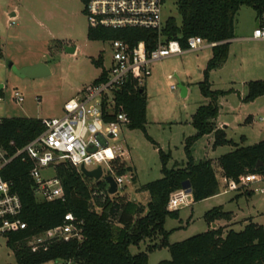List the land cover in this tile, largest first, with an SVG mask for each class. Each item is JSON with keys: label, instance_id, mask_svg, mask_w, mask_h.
<instances>
[{"label": "rangeland", "instance_id": "374dc122", "mask_svg": "<svg viewBox=\"0 0 264 264\" xmlns=\"http://www.w3.org/2000/svg\"><path fill=\"white\" fill-rule=\"evenodd\" d=\"M177 0H165L164 17L181 22ZM84 0H0V119L29 118L52 119L64 115V105L82 96L95 85L103 70L111 67V42L88 39L89 23ZM16 14V17H11ZM263 28L256 11L242 7L236 17L237 37H248L255 29ZM75 50L71 53V50ZM213 57L212 48L187 52L152 65V74L141 88L147 95V135L123 127L120 139L111 141L124 151L123 159L132 167L137 181L119 191L130 199L146 205L150 199L144 189L149 183L161 180L162 161L159 151L170 155L168 169L187 165V139L196 135L193 117L199 108L208 106L211 99L201 92L208 63ZM102 63V66L97 65ZM44 64L50 75L39 78H22L14 68L23 69ZM264 81V41H236L230 44L227 61L208 75L210 90L224 92L219 96L217 127L225 130L227 139L234 145L214 149V135L199 139L191 148L196 163L211 161L220 184V195L194 202L182 208L177 217H168L165 229L173 232L170 244L183 242L213 229L204 216L222 206L231 213L230 220L217 221L224 235L230 230H244L247 221L264 227V195L256 190L247 192L225 191L223 172L218 167L220 157L233 152L237 146L250 147L264 141V96L246 102L248 84ZM181 87L187 89L182 97ZM24 99L18 103L15 94ZM92 169V167H89ZM107 173V171H106ZM44 177H54L55 171L42 172ZM103 181V180H102ZM107 185V184H106ZM239 197V198H238ZM8 238H0V264H18L14 251L7 245ZM161 237L131 246L132 255L147 251L149 245H160ZM171 259L168 249L149 253L148 264H159ZM48 264H72L64 261Z\"/></svg>", "mask_w": 264, "mask_h": 264}, {"label": "trees", "instance_id": "16d2710c", "mask_svg": "<svg viewBox=\"0 0 264 264\" xmlns=\"http://www.w3.org/2000/svg\"><path fill=\"white\" fill-rule=\"evenodd\" d=\"M84 1L87 3L89 0ZM176 5L181 22L178 23L174 18L167 20L163 31L165 43L177 41L186 50L189 38L201 37L207 44H217L212 48L213 57L208 63L205 82L201 84L202 94L210 98L211 103L199 108L193 117L197 133L186 141L185 150L189 158L187 165L168 169L170 155L160 150L163 178L146 185L144 189L150 199L143 205L128 195L120 196L119 192L110 195L104 181L86 178L69 163H62L56 167V174L62 181L66 201L39 202L30 177L33 163L23 161V157L16 158L1 174L21 198L22 219L29 227L26 231L8 237L7 245L14 251L18 264H48L57 261L72 264H148L149 253L163 248L169 250L171 259L159 264H264V227L251 219L240 232L230 230L224 235L222 228L211 229L175 244L169 242L173 232L165 229L167 218L179 214V211H168L170 196L181 190L185 181L189 180L192 184L195 203L220 195V184L213 163L210 160L196 163L191 148L199 139L212 134L214 149L234 145L227 139L225 130L216 125L219 113L217 100L226 93L211 91L208 75L228 59L229 42L236 37V17L240 9L250 7L260 18L264 15V0H177ZM88 39L99 42L124 40L131 45L145 42L150 48L157 34L141 29L89 28ZM97 65L102 66V63ZM107 77V71L103 70L95 84L106 81ZM136 85L137 82L130 79L117 99L128 114V127L144 132L147 139L155 144L146 130L147 95L144 88ZM262 96L264 81L250 82L245 101L252 102ZM44 131V120L1 119L0 147L7 158L12 157ZM235 147L233 152L218 160V167L227 181H239L243 176L264 172V166L257 168L260 162H264V141L250 147ZM111 167L118 176L128 171L134 172L121 159L113 161ZM136 181L135 175L133 183ZM253 194L247 191L244 195L251 197ZM68 213L82 222V240L51 243L47 249L34 253L28 245L29 239L63 224ZM231 217V213L225 212L222 206L210 210L204 216L209 225L220 220L228 221ZM156 237H161L160 245H149L146 252L131 254V246H139Z\"/></svg>", "mask_w": 264, "mask_h": 264}, {"label": "built area", "instance_id": "2783aa9c", "mask_svg": "<svg viewBox=\"0 0 264 264\" xmlns=\"http://www.w3.org/2000/svg\"><path fill=\"white\" fill-rule=\"evenodd\" d=\"M164 9L165 0H89L86 3L85 11L90 28L148 30L155 32L157 39L150 48L145 42L131 45L124 40L110 41L111 67L107 70L106 81L95 84L82 96L65 103L62 117L45 119V131L14 156L7 158L0 147V238H8L29 228L22 219L21 198L1 174L18 157H23V161H31L34 165L30 177L39 202L66 201L64 187L57 174L51 178L42 174L48 169H53L56 173V167L62 163H69L80 174L82 167L87 171L101 168L103 179L112 176L118 191L133 184L134 172L128 171L118 176L111 167L113 161L123 159L124 155L119 145H111V141L120 139L123 127L130 123L128 114L118 102V94L130 79L137 82L136 87H141L143 81L151 76L152 65L157 61L187 52H198L205 45L211 48L217 45L207 44L201 37L189 38L186 50L177 41L165 43L163 31L168 19L164 17ZM260 20L263 28H257L253 32L254 41H264V15ZM15 98L18 103L24 102L19 93L15 94ZM225 183L224 193L245 190L255 194L253 186H257V190L264 195V172L243 176L239 181L226 180ZM193 200L192 194L181 189L170 196L167 209L170 212L179 211L190 207ZM81 225V221L68 213L63 224L31 237L28 245L35 253L40 249H47L51 243L81 241Z\"/></svg>", "mask_w": 264, "mask_h": 264}, {"label": "water", "instance_id": "95a60500", "mask_svg": "<svg viewBox=\"0 0 264 264\" xmlns=\"http://www.w3.org/2000/svg\"><path fill=\"white\" fill-rule=\"evenodd\" d=\"M75 50H71V53H74ZM14 72L22 78H39L50 75L49 69L44 64L35 65L32 67H26L23 69H13ZM2 87L0 86V89ZM182 97H186L187 95V89L185 87H181ZM264 166V162H260L257 166V168ZM82 174L89 179H93L95 181H102L104 180L108 185V193L112 196L116 195L118 191L117 184L112 176H107L103 179V171L101 168H98L95 171H87L84 167L81 168ZM182 189L187 194H192V184L189 180L185 181L182 185ZM216 227V224H213V229Z\"/></svg>", "mask_w": 264, "mask_h": 264}, {"label": "crops", "instance_id": "0c3cea01", "mask_svg": "<svg viewBox=\"0 0 264 264\" xmlns=\"http://www.w3.org/2000/svg\"><path fill=\"white\" fill-rule=\"evenodd\" d=\"M11 17H16V14H12L11 15ZM256 30V29H255ZM254 30V31H255ZM235 39L234 40H232V41H230L229 43L231 44V43H233V42H236V41H254V40H252V37H253V33H252V35H250V36H248V37H237V35H236V33H235ZM2 88H3V86H1ZM1 88V89H2ZM218 128H221V127H218ZM133 201H135V200H133ZM180 212V211H179ZM249 219H251V218H249ZM259 225V224H258Z\"/></svg>", "mask_w": 264, "mask_h": 264}]
</instances>
